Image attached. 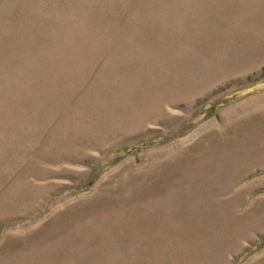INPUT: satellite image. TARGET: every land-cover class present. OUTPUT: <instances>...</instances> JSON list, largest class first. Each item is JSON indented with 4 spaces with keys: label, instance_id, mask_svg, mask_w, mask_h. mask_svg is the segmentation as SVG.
Segmentation results:
<instances>
[{
    "label": "rangeland",
    "instance_id": "obj_1",
    "mask_svg": "<svg viewBox=\"0 0 264 264\" xmlns=\"http://www.w3.org/2000/svg\"><path fill=\"white\" fill-rule=\"evenodd\" d=\"M0 264H264V0H0Z\"/></svg>",
    "mask_w": 264,
    "mask_h": 264
}]
</instances>
